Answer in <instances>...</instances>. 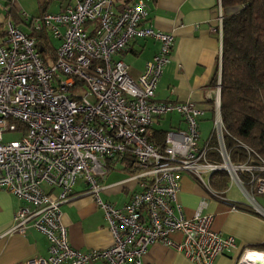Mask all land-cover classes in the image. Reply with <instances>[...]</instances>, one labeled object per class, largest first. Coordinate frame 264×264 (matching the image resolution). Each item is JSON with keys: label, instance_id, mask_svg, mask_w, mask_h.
<instances>
[{"label": "built area", "instance_id": "built-area-1", "mask_svg": "<svg viewBox=\"0 0 264 264\" xmlns=\"http://www.w3.org/2000/svg\"><path fill=\"white\" fill-rule=\"evenodd\" d=\"M115 2L75 0L34 19L36 30L45 28L59 40L51 63L42 59L34 37L10 18L6 21L7 44L0 45V189L26 203L12 211L7 233L25 235L32 227L46 236L47 256L24 264H139L154 243L195 264H212L235 247V240L211 228L213 216L201 213L204 201L191 217L184 216L177 174L190 176L210 198L235 209L239 206L209 184L213 175L224 173L252 210L264 216L255 201L264 195V159L240 141L232 159L220 113V67L206 139L199 138L197 119L203 112L193 102L155 101L162 69L171 60L173 35L144 26V0L116 9ZM217 9L221 34L220 0ZM136 38L154 39L159 49L133 78L117 55ZM170 111L180 113L187 128L166 131L164 147L158 148L147 132L156 118ZM15 131L19 139L2 140L4 132ZM125 160L131 161L132 173L122 183L134 181L138 189L117 208L101 200L97 178ZM78 178L104 212L113 239L106 248L82 252L69 243L59 206L68 201ZM45 186L58 192H48ZM174 233L181 239H173ZM253 253L264 257V252H245L235 264H264L253 261Z\"/></svg>", "mask_w": 264, "mask_h": 264}, {"label": "crops", "instance_id": "crops-1", "mask_svg": "<svg viewBox=\"0 0 264 264\" xmlns=\"http://www.w3.org/2000/svg\"><path fill=\"white\" fill-rule=\"evenodd\" d=\"M136 0H116L115 9ZM148 15L144 26L171 33L173 44L171 60L162 69L155 90L154 99L160 103H182L191 101L202 110L197 119L199 138L206 139L212 130L214 115L212 98L214 85L211 79L219 67L222 33L218 31V0H144ZM75 0H0V45H6V21L10 18L28 35L45 33L40 53L49 49L47 37L53 36L48 30L38 31L33 21L43 13H56ZM235 9L224 10L222 16ZM36 40V39H35ZM57 46L59 44V40ZM56 46V47H57ZM159 42L151 38L132 39L124 51L117 57L128 65L129 75L136 78L145 69L146 63L158 52ZM54 51L51 50L52 57ZM53 60V59H52ZM184 117L170 111L156 118L149 127L147 137L158 148L164 147L165 133L168 130H186ZM213 157V156H211ZM131 161H118L105 174L97 178L101 190V200L114 207H122L130 199L132 191L138 186L134 181L122 183L131 175ZM180 189L177 199L182 205L185 217H191L201 201L205 202L202 214H211V228L223 236H232L235 247L218 255L212 264H235L238 257L245 252H264V216L254 212L249 200L237 184L238 196L230 194L227 187L230 180L226 175L215 174L210 178V185L221 191L232 204L239 207L232 209L229 202L210 198L205 190L190 176L178 173ZM48 192L57 193V189L44 187ZM256 203L264 209V195L255 196ZM26 203L13 194L0 189V264H24L34 257H46L48 241L44 234L32 227H27L25 235L16 232L7 233L12 223V211ZM60 216L67 229L70 245L86 252L102 249L112 244V235L108 229L103 210L95 203L87 183L78 178L70 198L60 204ZM172 238L180 240L178 233ZM90 264H106L102 260ZM139 264H195L182 253L161 243L149 246Z\"/></svg>", "mask_w": 264, "mask_h": 264}, {"label": "trees", "instance_id": "trees-1", "mask_svg": "<svg viewBox=\"0 0 264 264\" xmlns=\"http://www.w3.org/2000/svg\"><path fill=\"white\" fill-rule=\"evenodd\" d=\"M220 1L224 10L235 9L222 19L220 113L225 140L234 161L240 151L237 141L264 159V0ZM29 36L37 48L43 45L44 32ZM219 67L211 79L214 86Z\"/></svg>", "mask_w": 264, "mask_h": 264}, {"label": "rangeland", "instance_id": "rangeland-1", "mask_svg": "<svg viewBox=\"0 0 264 264\" xmlns=\"http://www.w3.org/2000/svg\"><path fill=\"white\" fill-rule=\"evenodd\" d=\"M47 40H48L47 43H48L49 49L45 52L40 53V55L46 63H51L52 59H53V57L51 56L52 55L51 50H55L58 41L55 38H52L50 36L47 37ZM19 137H20V133L17 131H15V132H4L2 135V140L4 142H9V141L17 140V139H19ZM231 183L232 182H230L228 187H227L228 190L231 188ZM235 189H236L235 187H232L230 189V192H231L230 194H234V195L238 196V193Z\"/></svg>", "mask_w": 264, "mask_h": 264}, {"label": "bare ground", "instance_id": "bare-ground-1", "mask_svg": "<svg viewBox=\"0 0 264 264\" xmlns=\"http://www.w3.org/2000/svg\"><path fill=\"white\" fill-rule=\"evenodd\" d=\"M252 257H253L252 258L253 261H259V262L264 261V257H262L259 253H253Z\"/></svg>", "mask_w": 264, "mask_h": 264}, {"label": "water", "instance_id": "water-1", "mask_svg": "<svg viewBox=\"0 0 264 264\" xmlns=\"http://www.w3.org/2000/svg\"><path fill=\"white\" fill-rule=\"evenodd\" d=\"M39 51H41V50L39 49Z\"/></svg>", "mask_w": 264, "mask_h": 264}]
</instances>
